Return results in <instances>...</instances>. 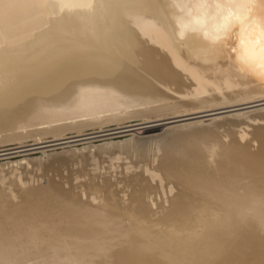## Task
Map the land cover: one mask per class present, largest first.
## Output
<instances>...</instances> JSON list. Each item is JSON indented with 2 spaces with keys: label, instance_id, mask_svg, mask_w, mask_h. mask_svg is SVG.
I'll return each mask as SVG.
<instances>
[{
  "label": "bare ground",
  "instance_id": "bare-ground-1",
  "mask_svg": "<svg viewBox=\"0 0 264 264\" xmlns=\"http://www.w3.org/2000/svg\"><path fill=\"white\" fill-rule=\"evenodd\" d=\"M263 104L264 0H0V143L144 134L118 176L0 163V264H264Z\"/></svg>",
  "mask_w": 264,
  "mask_h": 264
},
{
  "label": "rangeland",
  "instance_id": "rangeland-1",
  "mask_svg": "<svg viewBox=\"0 0 264 264\" xmlns=\"http://www.w3.org/2000/svg\"><path fill=\"white\" fill-rule=\"evenodd\" d=\"M263 106H264V104L261 105V106L258 105V106H254V107H247V108H243V110H241V111L251 110V109L258 108V107H263ZM235 111L236 110H234L233 112H231V111L230 112L229 111L220 112V114L226 115L225 113H227V112L232 114ZM216 116H218V115L217 114L216 115L215 114H209V115H205L203 117L201 116V117H195V118H191V119L187 118V119H183V120L176 121V122H170V119L163 118V117H166V116H161V118L159 116V117H156V118L155 117L148 118L149 121L147 119H145V121L147 123L145 121H142V119L144 120V118H142V117H131V118H128V119L121 120L120 125L121 124L125 125V124H131V123H138L139 121H142L143 123H141V124L145 123L144 125L156 124L155 126L158 127V129H156L154 132H156V131L157 132H163V131L167 130L168 128H170V126H178V125H179L178 127H172V128H179V130H183L186 125L185 126H180V124H184V123H188V122L190 123V122L195 121V120L203 119L204 123H207V122H209L208 120H210L211 118L216 117ZM153 118H155V119L153 120ZM158 118H160L161 120L158 119ZM150 119H152V120H150ZM117 125H118V123L116 121H111V122H108L105 125H103V127L104 128H112V127H115ZM131 127L132 126L126 127V129L127 128H131ZM134 127H136V126H134ZM82 128L83 129L80 131L81 133L82 132H89L91 130L95 131V129L98 130L99 127H97V126H93V127L92 126H84ZM133 132H134L133 130H128V131H123V132H119V133H116V134L102 135V136H97V137L73 140V141H69V142H65L66 139L65 140L62 139V141L64 143L61 140H59V141L58 140H53V141L44 142V143L41 142L42 144L41 143H33V142L35 140H36L35 142L39 141L38 139H40V141H44V140H49V139L51 140V139H54V137L55 138H57V137L55 135H53L52 133H44V135L41 134V135H37L36 137H35V135H31V136L23 137V138H21V140L20 139H16L15 141L14 140H10V141H6V142H3V143H0L1 144L0 145V149L9 148V147L11 148V147H14V146H18V145H21V143L24 144V142H25V144H27V145H25V147L21 146V148L19 147V148L16 149V150H18V149H23V150L0 155V163H3L4 161L5 162L8 161V163H6L4 165L5 167L2 166L4 169H7V168H9L10 165L14 164L19 169H22L23 171L24 170H26V171L28 170V172L30 173L29 175H32L34 173L33 174L34 177H36V176L39 177V178L41 177L40 179L43 182L46 181L48 179V177L49 178L59 179V180H68L69 183H74V182H78L79 180H83L84 176H81L82 178H80V176H79L77 178L72 179L73 178V174H76L78 172L82 173L83 171H85V172L90 171L91 168H93V165H94L93 162H95V161L98 164V167H97V170H96L97 173H104L105 172L104 174L108 176V174L109 175L110 174H115L117 172L115 175L118 176L120 174L119 171L122 170L121 169V167H122L121 164L125 160L124 159H119V160H115V159L113 160L112 159L110 161L109 156L106 153H103L100 150L99 147L101 145H103V144H105V145L109 144L110 147L111 146L115 147L114 148L115 150L112 147H111L112 148L111 150L112 151H116V147H118L116 145L118 143H121L119 141L122 140L124 142V140H127V138L129 140L130 137H131L130 139H132V138L138 139V138H140L141 135H144L143 133L142 134L141 133L133 134ZM75 133H79V132L76 131V129H74V130L73 129H68V130H66L64 132L63 135H65V136H67V135L69 136L70 135L71 136V135H73ZM134 136H136V137H134ZM75 139H77V138H75ZM30 142L33 144V146H32V144H30ZM111 142H112V145L110 144ZM115 142H117V144H114ZM28 143H29V145H28ZM39 144H41V145H39ZM43 145H45V146H43ZM78 147H80V148H78ZM81 147H83V148H81ZM25 148H27V149H25ZM14 149L15 148H11V150H8V151H13ZM79 149H81V150H79ZM75 152H76V154H75ZM74 154H75V157H74ZM24 156L26 158H24ZM93 157L95 159L94 161L92 159ZM56 158H57V160H56ZM78 158H79V160H78ZM128 159L129 158H127V160ZM36 161H38V162H36ZM24 162H30L29 164L27 163L28 164V168L27 167L26 168L23 167V165H26ZM19 163H21V166L19 165ZM111 163H112V166H110ZM38 165H39V167H38ZM39 168H40V170H39ZM116 170H118V171H116ZM45 178H46V180H45Z\"/></svg>",
  "mask_w": 264,
  "mask_h": 264
}]
</instances>
